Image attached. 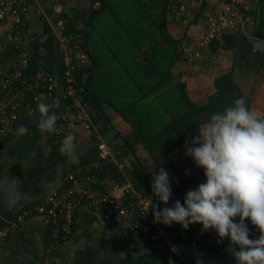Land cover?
Masks as SVG:
<instances>
[{"label": "crops", "instance_id": "1", "mask_svg": "<svg viewBox=\"0 0 264 264\" xmlns=\"http://www.w3.org/2000/svg\"><path fill=\"white\" fill-rule=\"evenodd\" d=\"M154 1L156 2L150 0H86L85 2L80 0H37L30 11L26 41L28 49L37 56L40 66L38 74L59 75L62 71L63 49L61 40L55 33V26L62 17H67L70 21L68 31L70 35H75L70 32V29L72 27L75 29L77 19L82 18L85 21V28L88 20L92 19L89 27L88 63L92 72L98 74L95 76L100 82L102 81L103 67L106 66L104 56L106 50L109 49L108 42H116L118 46H121L118 40L122 36V42H124V35H126L129 39H126L123 44L129 43L127 48L131 53V63L139 64L138 62L148 48L158 46L157 44L165 40L163 34L158 31L164 17L162 14L163 4H159L157 0ZM182 1L191 15H189L192 18L191 24L202 23V30L206 16L208 14L216 15L230 0H204L203 3H199L198 0ZM260 1L245 0L255 6L256 13L254 24L238 32L241 36L238 48L214 53L211 51L209 43L203 57L195 61L207 73H214L211 93L215 91L216 78L230 72L233 73L237 83L241 76H245L251 82L253 79L256 86L258 79L254 75V69L260 60L264 59V53L256 52L252 45L253 41H264V0ZM96 2L101 4L97 9L94 8ZM128 9L130 11L127 13ZM134 11L140 12L141 19H143L142 17L148 19L142 23L141 30L137 32L126 27L128 23H132ZM95 12L97 14L93 15ZM166 15L167 19V11ZM184 15L188 16L187 13ZM166 25L167 33L170 36L171 28L179 31L176 29L179 27L176 26L179 25L177 23L171 24L167 20ZM183 32V39H188L184 40V44L185 42L191 43L193 39L189 38L187 28H184ZM4 34V25L0 24V69L5 65L1 63L5 60V58L2 60V56H7L4 52L8 43ZM136 35L139 38H136ZM198 35L193 34L192 36L197 37ZM146 40L151 42H146ZM173 40L175 39L173 38ZM105 46L106 49H103ZM8 47H10L9 44ZM11 50L13 49L11 48ZM240 53L241 58H239ZM238 58L241 65L236 62ZM116 61L121 66L124 65L119 57ZM185 61L178 60L173 68L175 69L180 62ZM125 73L128 71L126 70ZM91 81L94 87L91 94L97 96L98 84L94 83V79ZM182 82L187 84L191 99L196 100L190 93V81L183 80ZM262 84L264 86V82ZM158 95V93H154L151 99L146 100H155L152 101L155 104H158V100H166L159 99ZM203 96L198 100H205ZM92 100L93 102H90L92 118L99 128L103 140L113 150L120 152L121 150L118 148V142L121 141L120 135H131L133 132L131 125L117 109H114L115 107H110L118 114L112 115L113 120L110 117L107 119V129L110 130V134L104 135L101 131V123L97 124L95 120L101 122V119L105 117V106H110L111 102L101 99L97 100L100 103H96V100ZM133 101L135 100H130V102ZM70 104L71 101L66 100L61 105L65 109ZM20 108L18 121L11 124L7 139L0 142V180L10 173H16L22 177L23 184V197L12 216L15 222H7L0 217V264H180L181 256L179 244H177L180 240L175 229L166 225H162L164 236L161 239L143 240L136 238L121 227L106 223L100 212L82 208L76 213L72 237L66 243L54 246L50 240L51 225L44 215L34 211L19 223L17 220L19 207L25 205L36 207L47 204L50 195L69 185L68 177L71 173L97 162L104 163L97 140L80 128L72 133L76 137L74 143L77 145L76 151L80 162L69 164L67 157L59 152L64 138L56 141L50 137L49 133L42 134L38 129L39 113L37 109L30 106L25 108L21 106ZM114 124L120 126L117 132L112 128ZM21 125L30 130L28 135L20 136L18 134L17 129ZM136 146L140 145L134 146L135 154L146 164L149 160L148 154L144 158L142 156L144 150L142 147L139 150ZM124 160L119 159L120 162L131 164L135 158L130 154ZM105 165L111 172V164ZM196 234L201 242L205 239L204 242H208V244L217 245L220 243H218V239L214 241V237L209 232H197ZM214 242L216 244H213Z\"/></svg>", "mask_w": 264, "mask_h": 264}, {"label": "built area", "instance_id": "2", "mask_svg": "<svg viewBox=\"0 0 264 264\" xmlns=\"http://www.w3.org/2000/svg\"><path fill=\"white\" fill-rule=\"evenodd\" d=\"M36 2L37 0H0V24L4 25L6 41L15 52V56L0 69V142L7 139L11 124L19 119L20 105L28 96L24 88L31 87L33 94L29 98L37 103L40 102L37 98H41L43 102L50 100L53 105L50 114L55 113L59 117L55 131L49 133L50 137L59 141L68 133L83 128L97 140L104 163L117 168L120 176L116 177L112 169L110 172L103 162L78 169L69 175L68 186L48 197L47 204L19 207L18 222H23L34 211L44 215L51 225L50 240L54 246H58L72 237L76 213L86 208L100 212L110 225L121 227L134 235L140 234V239H161L164 236L162 225L154 223L152 200L129 178L126 164L119 161L120 152L113 150L103 140L92 118V104L84 99L83 89L78 87L74 76L76 63H88L89 56L81 47L74 45L77 35H70L68 32L70 21L67 17H62L55 26V33L61 40L63 49L61 76L41 74L33 78L26 74L30 60L34 57V53L28 49L26 34L30 11ZM198 2L203 3L204 0ZM100 6V2H96L94 8ZM255 10V6L245 0H230L216 15L208 14L201 34L194 42L184 44L183 59L188 63L201 59L211 41L252 26ZM167 13V20L171 24L177 23L184 28L192 25V18L182 0H169ZM77 21L75 29L83 31L85 21L82 18ZM63 80L65 90L60 89ZM66 100H70L71 104L63 109L61 104ZM176 198H170V206L174 205ZM195 239L198 241L197 235Z\"/></svg>", "mask_w": 264, "mask_h": 264}, {"label": "clouds", "instance_id": "3", "mask_svg": "<svg viewBox=\"0 0 264 264\" xmlns=\"http://www.w3.org/2000/svg\"><path fill=\"white\" fill-rule=\"evenodd\" d=\"M37 99L39 131L54 132L59 117L50 114L53 105ZM29 131L24 125L17 129L20 136ZM75 139L68 133L59 149L69 164L80 162ZM185 155L204 170L205 182L187 191L183 204L176 200L162 210L152 206L154 223L170 227L176 222L185 230L201 224L202 232L217 233L218 243L229 240L236 264H264V115L250 110L243 98L235 100L232 106L212 114L198 134L186 140ZM151 190L168 205L172 189L163 168L153 176ZM247 222L258 229L257 238H250Z\"/></svg>", "mask_w": 264, "mask_h": 264}, {"label": "trees", "instance_id": "4", "mask_svg": "<svg viewBox=\"0 0 264 264\" xmlns=\"http://www.w3.org/2000/svg\"><path fill=\"white\" fill-rule=\"evenodd\" d=\"M151 1L156 2L154 0ZM157 2L161 5L163 4L162 14L164 17L158 31L163 34L165 40L157 44L158 46H152L144 52L145 54H143L138 62L139 64H137V71L141 70V73L145 76V80H142L143 82L139 85L137 84L141 93L138 95L136 101L131 102L128 107L129 110H118L123 118L131 125L133 130L131 135H120L121 141L118 142V148L121 151L118 157L123 161L130 154L134 155L135 161L133 160L131 164L126 163L127 175L131 178L136 187L144 191L148 198L152 200V205L158 206L156 210H162L166 206L171 207V201L168 202V205H165L154 196L151 190V182L154 175L147 171L144 162L135 154L134 146L140 145L148 154L149 158L154 160L168 157L173 152H177L179 155H182L187 162H194L192 158L185 155L186 140L190 141L191 138L196 136L200 126L209 121L212 114L222 112L226 107L232 106L235 100L239 98H243L247 107L252 110L255 92L252 90L250 96L246 95L243 88L235 81L233 73L230 72L216 78L214 82L215 91L209 95L205 101L196 102L192 100L187 89V84L174 78L173 67L178 60L181 59L183 61L182 48L184 43L182 40H173L167 33L166 11L169 0H157ZM253 13L255 15L256 10ZM96 14L97 12L93 15ZM91 20L92 19L88 20L87 26L83 31H78L77 29H73V27L70 29V32L77 35L74 45L81 47L87 54V50H90L89 27ZM240 43V34L231 33L223 36L220 41H211L209 46L212 52L217 53L219 51H232L238 48ZM4 53H6L7 56H2V60L5 58V60L1 62L2 64H5L10 58L15 56V52L8 47V44ZM39 69L40 66L37 56L34 53V57L30 60L29 69L26 74L36 78L39 75ZM262 71H264V61L255 66L254 75L258 76ZM61 74L62 71L59 75L55 76H61ZM154 74H157L156 78L152 77ZM95 75L98 74L92 72L89 63H76L74 76L78 87L83 89L84 99L91 103L93 102L92 99H94L96 103H100L97 101L101 100L99 93L97 96L91 94V92L94 91V87L92 86L93 82L91 80L94 79V83L97 84L100 82ZM61 88L65 90L64 80L61 81L60 89ZM24 89L28 96L27 100L22 102L20 107L23 106V108H25L26 106H30L33 109H37L38 103L29 98V96L33 94V89L31 87H25ZM154 93L159 94V99L166 100H158V104L152 103L153 100H145L148 96H154ZM45 102L51 104L50 100H45ZM140 104H142V108L138 107ZM95 121L97 124H100L99 120ZM111 169H113V173L116 177L120 176L117 168L111 167ZM183 187L184 182L182 187L172 191L171 196V198L177 197L176 200H179L181 204H183L185 199ZM247 223L248 226L255 227L250 222ZM170 227L174 229L172 225ZM201 227V224H191L187 230H183H185L191 240L200 242L207 251L220 252L230 246V242L227 238L217 245L207 244L201 242V240L197 241L195 236ZM134 236L140 239V234ZM177 244H179V253L181 256L180 264H187L185 250L180 242Z\"/></svg>", "mask_w": 264, "mask_h": 264}, {"label": "rangeland", "instance_id": "5", "mask_svg": "<svg viewBox=\"0 0 264 264\" xmlns=\"http://www.w3.org/2000/svg\"><path fill=\"white\" fill-rule=\"evenodd\" d=\"M146 1V0H145ZM151 1V0H150ZM262 2V0L260 1ZM124 10V9H123ZM130 11V9L127 10V13ZM140 11V10H137ZM140 12L134 11V17L132 23H128L126 27H130L133 29V32L140 31V26L145 20H148L145 17L140 18ZM179 26L176 29L179 31H176L174 28L170 29V34L175 40H188L183 39V31L184 26L183 25H176ZM201 24H195L190 25L189 28H187L189 33V38L193 39L196 37H193L192 35L199 34L203 31L201 30ZM144 27V26H143ZM125 39L124 42H122V36L119 38L118 42L121 44V46H118L116 42H108L109 49L105 52V64L106 66L103 67L102 71V81L98 83V93L101 96V99H105V101L111 102L109 104L110 106H105V117L101 119V131L104 135L108 133L110 134V130L107 129L108 121L107 119L110 117L113 120V116L117 110H129L128 107L130 106L131 102L130 100H135L138 98V95H140L141 90L136 86L142 83V80H145V76L143 73H141V70H138V66L136 64L131 63V53L128 51V44L124 45L126 39H129L124 35ZM136 38H139L138 35H136ZM192 40V41H193ZM145 41V40H144ZM146 42H151L147 41ZM194 42V41H193ZM184 46V45H183ZM126 47V48H125ZM106 49V46L103 48ZM122 52V54H121ZM262 54V53H261ZM122 61L124 64L121 66L116 60L117 57ZM239 58H241V53L239 54ZM238 58L237 63L241 65V61ZM184 60V59H183ZM264 61V59L260 60V63ZM128 71V73H125V71ZM264 71H262L258 76H256V79H258V82L256 86L254 85V81L252 79V82L249 81V79L245 76H241L239 79V85L243 88L246 95L250 96L252 93V90H254L255 95L252 102V110H256L261 115H264V86H262L264 82ZM214 74V73H213ZM213 74H209L206 71H204V68H201L198 66L197 62L188 63L180 62L174 69V78L176 80L181 81H190L189 87H190V93L193 95L194 98H196V102H203L205 100H198L201 99L202 95L207 99V97L212 94L213 90ZM153 78L157 77V74H154L152 76ZM203 78H205L203 80ZM204 82V83H203ZM203 83V85H202ZM200 84V85H199ZM163 90V89H162ZM200 91V92H199ZM162 94V92H161ZM147 99H151V96H148ZM146 100V99H145ZM149 105V104H148ZM146 106V105H145ZM115 107L114 109L111 108ZM138 107L142 108V104H140ZM115 123V122H114ZM112 128L114 130H119L120 126L117 124L112 125ZM141 150V146H136ZM143 151V150H142ZM147 153L144 151L142 156H146ZM145 158V157H144ZM147 171L155 175L159 172L160 168H163L169 175L170 185L171 189L176 190L182 187V184L184 182L183 187V193L186 194L187 191L196 189L200 183L205 182V176H204V170L202 168H198L195 165V162H187L186 159L179 155L177 152H173L171 155L165 158H161L158 160H154L149 158L147 163L145 164ZM187 173V174H186ZM183 180V182H182ZM197 225V224H194ZM250 225L248 226V228ZM199 233L202 232V227L197 231ZM205 232V231H204ZM206 232H209L213 237L214 241L218 238L217 233L214 230H208ZM258 229L251 228L250 227V238L255 239L259 236ZM198 236V235H197ZM216 237V238H215ZM199 238V236H198ZM199 241V239H198ZM205 239H203V242ZM208 244V242H205ZM213 244H216L215 242Z\"/></svg>", "mask_w": 264, "mask_h": 264}, {"label": "water", "instance_id": "6", "mask_svg": "<svg viewBox=\"0 0 264 264\" xmlns=\"http://www.w3.org/2000/svg\"><path fill=\"white\" fill-rule=\"evenodd\" d=\"M256 52L264 53V41H253ZM23 197L22 177L16 173H10L0 180V217L7 222H15L13 212ZM177 236L182 244L187 264H236L229 247L220 252H210L200 242L191 240L181 226L172 223Z\"/></svg>", "mask_w": 264, "mask_h": 264}, {"label": "flooded vegetation", "instance_id": "7", "mask_svg": "<svg viewBox=\"0 0 264 264\" xmlns=\"http://www.w3.org/2000/svg\"><path fill=\"white\" fill-rule=\"evenodd\" d=\"M196 242V241H195Z\"/></svg>", "mask_w": 264, "mask_h": 264}]
</instances>
